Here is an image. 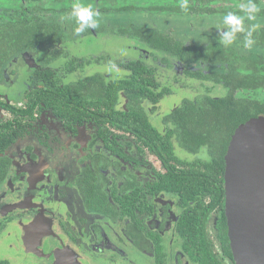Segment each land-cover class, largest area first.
Listing matches in <instances>:
<instances>
[{"label":"flooded vegetation","instance_id":"af4514ba","mask_svg":"<svg viewBox=\"0 0 264 264\" xmlns=\"http://www.w3.org/2000/svg\"><path fill=\"white\" fill-rule=\"evenodd\" d=\"M137 42V58L117 77L102 71L72 79L58 76L51 66L59 61L70 72L85 65L65 50L66 40L57 47L36 46L0 57V264H236L232 251L230 255L226 196L224 203L209 191L183 197L167 178L174 164L181 171L202 170L213 161L209 151L191 153L205 151L209 157L192 165L177 158L172 137L174 159L167 164L128 127L113 123L120 116L109 119L110 103L104 104L100 89L68 92L67 86L90 76L100 74L109 84L128 79L133 64L146 66L158 99L146 100L142 107L166 138L165 118L183 100L163 114L165 131H160L151 114L171 90L156 80L153 65L186 76L184 68L165 52ZM42 49L48 50L40 53ZM24 85L18 105L12 101L22 100ZM58 89L65 90L64 96ZM40 90H50L54 95L46 96L63 109L55 111L40 101L30 116L29 98ZM128 102L120 91L114 111L126 112ZM10 137L13 141H7Z\"/></svg>","mask_w":264,"mask_h":264},{"label":"trees","instance_id":"16d2710c","mask_svg":"<svg viewBox=\"0 0 264 264\" xmlns=\"http://www.w3.org/2000/svg\"><path fill=\"white\" fill-rule=\"evenodd\" d=\"M103 1L106 0H87L99 14L126 12L150 14L155 11L217 15L232 11L243 16L244 13L240 12L239 6L247 3V0H187V9H182L180 7L182 0H156L158 3L140 0L138 5L110 0L111 4L107 6L102 4ZM58 3H66V7L57 9ZM73 3L74 0H0V57L2 55L8 57L22 49L36 46L57 47L65 40L72 41L83 35L100 32L102 30L100 26L94 29L85 26L83 33L79 35L75 33L74 29L78 24L71 16ZM255 3L260 9L255 14V19L244 20L245 29H253L252 38L255 44L251 49L243 46L244 33H237L233 44L225 47L218 37H182L160 30L147 16V19L131 23L130 20L126 23L120 21L113 25L116 34L135 39L175 58V61L183 66L187 77L212 82L228 90L225 96L203 95L183 99L182 103L165 118L168 126L166 138L152 126L142 107L144 101L158 99L151 89L153 81L146 66L133 64L132 74L128 79L109 84L102 80V75L96 74L84 81L70 84L67 86L68 92L82 93L92 91L94 88L100 89L104 104L110 103L106 106L109 110L107 114L111 116L109 119H118L120 116L122 119H118L119 123H113L119 129L125 130L128 127L143 145L167 164L174 159L172 137L180 147L193 154L206 148L213 156V161L203 164L202 170L181 171L177 169V164H174L169 167L167 178L173 190H177L183 197L185 195L196 197V193L209 191L224 203L225 155L232 135L240 124L252 117L264 115V97L260 98L259 95L261 92L264 93V0H255ZM63 14L66 15V19ZM226 30L223 24L221 31ZM219 32L220 30H217V36ZM71 65L76 69L75 60ZM154 87L158 88V85ZM57 91L60 97L64 96V89ZM120 91L129 99L127 111L121 114L114 111ZM168 92L166 89L158 96L162 97ZM46 93L54 95L50 90H40L30 96L27 104L30 116L34 114L40 101L55 111L63 109L61 105L55 103L56 99L53 96H46ZM12 139L13 137H10L7 141H13ZM178 172L182 174L179 175Z\"/></svg>","mask_w":264,"mask_h":264},{"label":"rangeland","instance_id":"374dc122","mask_svg":"<svg viewBox=\"0 0 264 264\" xmlns=\"http://www.w3.org/2000/svg\"><path fill=\"white\" fill-rule=\"evenodd\" d=\"M66 1V0H65ZM123 4H133L138 5L140 0H117ZM154 3H158L156 0H145ZM84 5H89V2L81 1ZM64 4V3H63ZM61 3L56 4L57 9H61L62 6L66 7V3L63 5ZM92 4V2L90 3ZM104 6L110 3V0L103 1ZM116 4V3H113ZM119 4V3H118ZM150 18L157 24L158 28L163 31L173 30L176 36H190V37H204V38H215L217 36V30L223 29V19L225 14L217 15H194V14H179V13H158L151 12L146 13H136V12H126V13H104L99 14L97 19V24L102 28L97 38L87 37L86 39L77 37L75 40L66 41L67 48L72 52V54L78 59L79 62L85 63L84 67H80L77 72L68 71V67L65 65V61H59L52 65L53 69L58 71V76L63 79L76 78L79 76H84L86 74L102 71L108 73L110 77H117L123 75L126 71L124 65H126L131 58H137L139 54L138 48L141 47L140 43L136 40L134 42L129 39V37L118 36L113 33V26L117 22L126 23L130 20V23L135 20ZM66 19V17H64ZM68 20V19H67ZM250 21V20H249ZM108 26H111L110 28ZM108 31V32H107ZM104 32H107L104 34ZM115 33V32H114ZM103 34V35H102ZM111 34V35H110ZM48 49H42L39 52L43 53ZM142 60L151 64V60ZM67 62V61H66ZM81 62V63H82ZM155 77L156 80L162 85L171 90V95L167 96L163 102L157 107V110L151 114V119L153 124L162 132L165 131V127L161 123L163 114H167L173 107L179 105L184 98H193L195 96H202L210 94L212 96H225L228 94L227 88L221 85H215L210 82H202L199 80H193L182 75L180 72H175L174 70H166L162 67H156ZM20 85L16 86L19 89ZM26 85L23 86L21 92V99H14L12 102L16 104L23 103V95L26 89ZM260 98L264 97V93L261 92ZM1 97V96H0ZM4 98V97H2ZM150 105H147L149 107ZM175 154L177 158L187 161L190 164H198L201 161L208 160V156L203 151L201 154L196 156H191L192 154L187 152L176 144ZM152 163L155 158H151Z\"/></svg>","mask_w":264,"mask_h":264},{"label":"water","instance_id":"95a60500","mask_svg":"<svg viewBox=\"0 0 264 264\" xmlns=\"http://www.w3.org/2000/svg\"><path fill=\"white\" fill-rule=\"evenodd\" d=\"M224 178L235 263L264 264V115L235 130L225 155Z\"/></svg>","mask_w":264,"mask_h":264},{"label":"clouds","instance_id":"9594fccd","mask_svg":"<svg viewBox=\"0 0 264 264\" xmlns=\"http://www.w3.org/2000/svg\"><path fill=\"white\" fill-rule=\"evenodd\" d=\"M182 9H187V0H182L180 3ZM240 12L244 13L243 16L238 15L232 11L225 14L223 23L226 26V31H220V43L225 47L233 44L237 38V33H244L243 46L251 49L255 44V40L252 38L253 29H245L244 20L255 19V14L260 11L255 3V0H247V3H242L239 6ZM71 16L75 18L78 26L74 29L77 35L85 31V26L90 28H96L98 26L96 17L99 16V12L94 10L91 5H84L80 0H74L71 9Z\"/></svg>","mask_w":264,"mask_h":264}]
</instances>
